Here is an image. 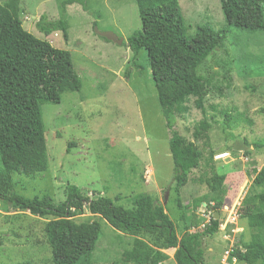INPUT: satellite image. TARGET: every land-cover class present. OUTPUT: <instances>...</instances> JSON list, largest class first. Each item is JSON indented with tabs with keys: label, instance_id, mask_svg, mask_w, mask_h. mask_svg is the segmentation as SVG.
Returning a JSON list of instances; mask_svg holds the SVG:
<instances>
[{
	"label": "rangeland",
	"instance_id": "374dc122",
	"mask_svg": "<svg viewBox=\"0 0 264 264\" xmlns=\"http://www.w3.org/2000/svg\"><path fill=\"white\" fill-rule=\"evenodd\" d=\"M7 1L0 0V4ZM65 1L20 0L22 28L69 53L81 90L64 93L59 104L40 108L48 168L34 178L13 175L11 192L28 199L47 196L61 203L66 186L73 185L89 198L93 193L118 198L117 205L127 209L134 196L150 195L164 205L181 236L188 220L203 221L197 229L201 231L204 216L211 213L204 205L195 212L190 209L196 199L208 194L200 180L211 177L213 165L218 175L226 176L224 188L234 202L227 210L222 207L218 233L203 242L205 264H245L231 257V251L239 246L240 236L244 241L250 238L251 231L238 210L252 182L247 174L264 165V31L250 34L227 28L219 0H178L187 40L203 25L225 37L224 45L199 69L208 83L202 108L191 98L189 112L175 120L173 129L188 142H194V127L203 118L212 120L208 146L197 144L203 154L200 167L192 171L179 194L186 207L181 211L171 188V136L147 54L142 50L135 56L127 48V41L141 31L135 0H81L65 5L62 12ZM40 18L48 22L63 19L67 37L61 32L45 37L36 26ZM95 28L99 33L115 34L124 45L98 36ZM226 115L230 116L227 125ZM45 222L0 205V264H51L43 234ZM74 222L100 226L90 264H124L122 254L131 248L132 237L87 210ZM174 251H166L168 260L162 264H175ZM224 257H228L225 263Z\"/></svg>",
	"mask_w": 264,
	"mask_h": 264
},
{
	"label": "trees",
	"instance_id": "16d2710c",
	"mask_svg": "<svg viewBox=\"0 0 264 264\" xmlns=\"http://www.w3.org/2000/svg\"><path fill=\"white\" fill-rule=\"evenodd\" d=\"M78 2L81 0H66L62 12L65 5ZM219 2L227 28L250 34L264 31V0ZM135 3L141 31L127 41V48L135 56L142 50L147 54L157 101L171 136L168 141L173 164L171 188L177 209L182 211L186 207L181 204L179 194L192 171L200 167L203 154L197 144L208 146L212 120L203 118L194 127V142H188L173 128L176 117L189 112L187 103L191 98L197 108H202L208 83L199 69L224 45L225 37L203 25L197 28L194 38L187 40L178 0H135ZM22 14L20 0L0 4V205L46 220L43 234L51 264H90L100 226L97 222H74L86 210L100 216L115 231L133 238L131 248L122 254L124 264H162L168 260L164 253L167 250H175V264H205L203 242L219 231L226 195V176L218 175L213 165L211 177L200 180L208 188V194L196 199L190 209L195 212L204 205L211 211L210 221L198 231L203 221L188 220L181 236L164 205L150 195L134 196L127 209L117 205L118 198L113 200L97 193L89 198L73 185L66 186L65 200L61 203L47 196L28 199L11 192L13 175L34 178L48 168L40 108L59 104L64 93L81 90L69 53L26 32L21 24ZM36 26L45 37L52 32L67 37L63 19L48 22L40 18ZM225 118L227 125L230 116ZM212 158L210 153V163ZM247 176L252 182L238 215L251 234L247 241L240 236L239 246L232 249L231 257L245 264H264V165Z\"/></svg>",
	"mask_w": 264,
	"mask_h": 264
},
{
	"label": "water",
	"instance_id": "95a60500",
	"mask_svg": "<svg viewBox=\"0 0 264 264\" xmlns=\"http://www.w3.org/2000/svg\"><path fill=\"white\" fill-rule=\"evenodd\" d=\"M95 33H96L98 36H100V37L106 39L107 41H111V42H113V43H115V44H117V45H121V44L123 43V41H122L120 38H118V37H117L115 34H113V33H99V32L96 30V28H95ZM214 219H215V220L218 219V215H217V214L214 215Z\"/></svg>",
	"mask_w": 264,
	"mask_h": 264
},
{
	"label": "crops",
	"instance_id": "0c3cea01",
	"mask_svg": "<svg viewBox=\"0 0 264 264\" xmlns=\"http://www.w3.org/2000/svg\"><path fill=\"white\" fill-rule=\"evenodd\" d=\"M227 200H229V195H228V193L226 192V195H225V197H224V203H223V208H228L229 206H230V204H232L233 202H234V199L231 201V200H229V201H227ZM228 202H229V204H228ZM227 210V209H226ZM226 213V212H225ZM220 218H223V215H222V213H221V217ZM164 253L167 255V252L166 251H164ZM174 254V253H173Z\"/></svg>",
	"mask_w": 264,
	"mask_h": 264
},
{
	"label": "built area",
	"instance_id": "2783aa9c",
	"mask_svg": "<svg viewBox=\"0 0 264 264\" xmlns=\"http://www.w3.org/2000/svg\"><path fill=\"white\" fill-rule=\"evenodd\" d=\"M209 215V217L207 218V214L204 216L205 218H206V222H205V224H208L209 223V221H210V214H208ZM229 255V254H228ZM228 259V257H224V259H223V263H225V261Z\"/></svg>",
	"mask_w": 264,
	"mask_h": 264
}]
</instances>
